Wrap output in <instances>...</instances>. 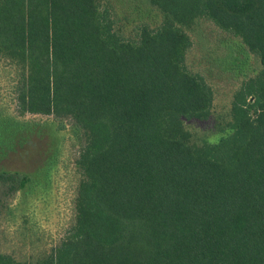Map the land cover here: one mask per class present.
Returning a JSON list of instances; mask_svg holds the SVG:
<instances>
[{
    "label": "trees",
    "instance_id": "obj_1",
    "mask_svg": "<svg viewBox=\"0 0 264 264\" xmlns=\"http://www.w3.org/2000/svg\"><path fill=\"white\" fill-rule=\"evenodd\" d=\"M160 22L125 37L109 0H0V58L21 114L78 145L74 220L49 251L0 264H264V0H139ZM199 20L259 63L214 141L213 90L186 67ZM29 177L0 171V227Z\"/></svg>",
    "mask_w": 264,
    "mask_h": 264
},
{
    "label": "rangeland",
    "instance_id": "obj_2",
    "mask_svg": "<svg viewBox=\"0 0 264 264\" xmlns=\"http://www.w3.org/2000/svg\"><path fill=\"white\" fill-rule=\"evenodd\" d=\"M116 26L125 37L138 27L153 28L158 12L139 0H109ZM191 47L186 67L213 90V109L204 121L185 120L196 137L214 142L218 125L229 120L233 93L254 75L259 63L236 38L207 20L188 31ZM14 71L0 58V171L24 173L27 187L11 202L0 227L1 251L18 259L49 252L74 220V198L79 182L75 167L78 145L68 130L58 131L51 116L21 114L14 92Z\"/></svg>",
    "mask_w": 264,
    "mask_h": 264
}]
</instances>
